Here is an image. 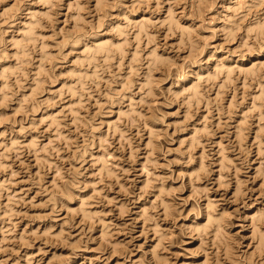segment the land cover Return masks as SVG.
Segmentation results:
<instances>
[{
	"label": "rangeland",
	"instance_id": "obj_1",
	"mask_svg": "<svg viewBox=\"0 0 264 264\" xmlns=\"http://www.w3.org/2000/svg\"><path fill=\"white\" fill-rule=\"evenodd\" d=\"M261 25L264 0H0V264H264Z\"/></svg>",
	"mask_w": 264,
	"mask_h": 264
},
{
	"label": "bare ground",
	"instance_id": "obj_2",
	"mask_svg": "<svg viewBox=\"0 0 264 264\" xmlns=\"http://www.w3.org/2000/svg\"><path fill=\"white\" fill-rule=\"evenodd\" d=\"M171 18L173 19V22H174L175 19L173 18V16H171ZM171 18L169 19L170 21L172 20ZM176 21H177V20H176ZM176 21H175V23H177ZM171 22H172V21H171ZM171 22H170V23H171ZM175 23H173V24H175ZM170 25H171V24H170ZM30 26H31V24H30ZM142 26H143V25H142ZM261 26H262V25H261ZM261 26H260V27H261ZM258 27H259V26H258ZM29 28L32 29V26L29 27ZM34 28H35V27H34ZM262 28H263V29H262ZM31 29H30V30H27V31L30 32ZM140 29H141V28H140ZM258 29H259V28H258ZM258 29H257V30H258ZM33 30H34V29H32V31H33ZM260 30H261V31L264 30V25L261 27ZM261 31H260V32H261ZM34 32H35V31H34ZM34 32H31V33H29V34H26V36H28V35H30V34H32V33H34ZM30 36H33V35H30ZM34 36H35V35H34ZM24 37H25V36H24ZM25 38H27V37H25ZM33 38H34V37H33ZM33 38L28 37L27 39L29 40V39H33ZM100 43H101L100 45H96V47L98 46V47H97L98 49L95 48V49H94L95 51L98 50V51H97L98 53H99V52H100V53L105 52V53H106L105 55H108L109 53H112V52H111V49H108V47L105 48L106 45H104V47H102L103 44H104L105 42H100ZM108 43H109V42H108ZM98 44H99V43H98ZM105 44H107V42H106ZM110 44H111V43H110ZM110 44H109V45H110ZM117 44H118V43H117ZM117 44H113V45L111 44L110 46H113V48H114V45H115V47H116ZM109 45H108V46H109ZM118 45H119L120 49L114 48L113 52L117 49V50L121 53V51L123 50L124 47H122V49H121V46H120V45H123V44L119 43ZM22 46H23V45H22ZM110 46H109V48H110ZM23 47L25 48V46H23ZM24 48H23V51H24ZM94 50H93V51H94ZM118 51H117V52H118ZM95 53H96V52H95ZM123 53H124V51H122V54H123ZM92 54L94 55L93 52H92ZM96 54H97V53H96ZM102 54H103V53H102ZM103 55H104V54H103ZM112 55H113V54H112ZM94 56H96V55H94ZM155 56H156V55H155ZM155 56H154V57H155ZM109 57H111V54H110ZM156 57H157V56H156ZM156 57H155V59H156ZM159 57H160V56H159ZM106 58H108V56H106ZM157 58H158V57H157ZM159 59H161V57H160ZM156 61H157V60H156ZM157 62H158V61H157ZM228 72H230V74H229ZM228 72H227V73H228L227 76H228V75L231 76V71L229 70ZM228 77H229V76H228ZM149 83H150V82H149ZM150 85H151V84H150ZM151 87H152V86H151ZM193 88H195V89H192V91L194 90V92H195V90H196V95H198V94H197V93H199V92H197V89H198V88H196V87H193ZM194 92L192 93L193 95H195ZM241 136H242V131H241ZM260 235H261L260 238H259L260 243H261V244H264V233H262V234H260Z\"/></svg>",
	"mask_w": 264,
	"mask_h": 264
}]
</instances>
